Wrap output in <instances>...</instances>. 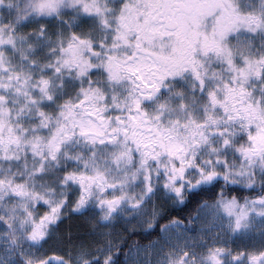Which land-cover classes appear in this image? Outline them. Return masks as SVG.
<instances>
[{
  "label": "snow or ice",
  "instance_id": "1",
  "mask_svg": "<svg viewBox=\"0 0 264 264\" xmlns=\"http://www.w3.org/2000/svg\"><path fill=\"white\" fill-rule=\"evenodd\" d=\"M0 264H264V0H0Z\"/></svg>",
  "mask_w": 264,
  "mask_h": 264
}]
</instances>
